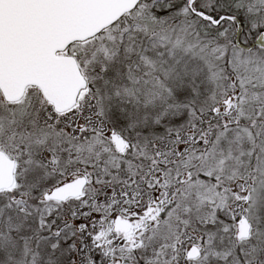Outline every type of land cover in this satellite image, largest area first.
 Listing matches in <instances>:
<instances>
[{
  "label": "snow or ice",
  "instance_id": "1",
  "mask_svg": "<svg viewBox=\"0 0 264 264\" xmlns=\"http://www.w3.org/2000/svg\"><path fill=\"white\" fill-rule=\"evenodd\" d=\"M0 264H264V0H0Z\"/></svg>",
  "mask_w": 264,
  "mask_h": 264
}]
</instances>
